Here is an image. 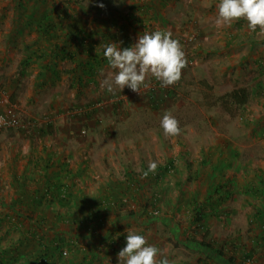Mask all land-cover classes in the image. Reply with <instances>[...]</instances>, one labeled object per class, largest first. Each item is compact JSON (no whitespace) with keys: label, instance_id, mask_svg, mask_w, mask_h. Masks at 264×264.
<instances>
[{"label":"rangeland","instance_id":"obj_1","mask_svg":"<svg viewBox=\"0 0 264 264\" xmlns=\"http://www.w3.org/2000/svg\"><path fill=\"white\" fill-rule=\"evenodd\" d=\"M96 1L0 0V111H14L38 123L29 133H0L3 193L11 189L10 167L14 165L19 174L26 163L24 153L37 145L56 153L58 162L72 168L80 165L81 172L74 179L80 191H95L109 176L124 183V172L134 181L122 207L109 211L104 226L92 236L64 222L53 229L49 225L53 211L46 212L43 226H37L35 217L28 220L25 212L20 213L14 229L2 221L7 210L0 204V249L24 234L23 249L30 258L52 243L60 246H51L48 264H78L81 247L91 246L96 248L99 264H120L117 254L131 231L160 250L157 261L227 264V257L235 253V264H241V252H235L241 245L253 251L251 261L243 264H264V249L253 239L254 235L259 238V230L251 223L264 203V32L250 31L244 19L217 26L220 0H102L104 7L98 11L92 9ZM129 14L144 28L131 25ZM47 22L52 23L55 36L51 45L38 36L39 26ZM70 25L71 30L85 31V48L93 55L111 42L124 49L144 33L171 32L187 65L172 86L161 87L152 79L150 87H141L139 94L127 87L109 93L101 88L102 80L113 71L104 58L92 82L81 86L77 95L71 77L64 73L74 67L70 53L47 65L46 58H31L24 68L19 67L21 58L36 53L38 47L72 52L75 48L67 35ZM242 87L250 92L248 103L227 114L217 98ZM166 113L178 120L179 135L164 134L160 121ZM174 158L176 162L169 165ZM151 162L157 168L166 166L168 172H151L142 178ZM225 180L228 198L214 206L217 216H211L210 207L201 209L208 229L203 238L202 231L190 224L195 213L190 201L196 196V205L204 203ZM132 189L141 192L136 202L130 198L135 194ZM143 197L152 203L146 209L149 217L142 214ZM192 238L204 239L215 253L191 242ZM219 249L222 257L217 256Z\"/></svg>","mask_w":264,"mask_h":264},{"label":"trees","instance_id":"obj_2","mask_svg":"<svg viewBox=\"0 0 264 264\" xmlns=\"http://www.w3.org/2000/svg\"><path fill=\"white\" fill-rule=\"evenodd\" d=\"M101 3L102 0H97L93 3L92 9L96 11L101 10L102 8L98 7ZM128 20L131 25L134 23H137L138 25L141 24V22L134 19L131 14H129ZM52 28L53 26L50 22L44 23L38 28V33L39 31L41 32L38 36L50 45L53 37L55 38V36L52 35ZM142 28H144V26H142ZM67 35L75 48L72 52L66 51L67 49L63 47L59 50L50 48L49 45L48 47L45 46V48L38 47L36 49L37 54L34 51L21 58L19 67L24 68L27 65L28 60L31 58H46L45 64L47 65L51 63L55 57L63 58L70 53L69 57L71 61L74 62V67L64 73L71 77V86L75 89V94L77 95L81 86H84L88 82H92L100 60L105 57L103 52L93 55L91 49L85 48L84 42L87 36L82 29L71 30L70 25L68 27ZM82 54H84L83 58L81 57ZM53 62L56 64V60ZM249 97L250 92L248 89L242 87L235 88L228 93L219 96L217 101L224 112L231 114L233 111L246 105L249 101ZM14 99L15 95L13 93L10 95V100L13 102ZM18 118L21 123H28L27 129L24 130V132L29 133L37 128L38 123H36L33 118L19 117V115ZM4 131L13 130H0V133ZM15 131L23 130L18 129ZM181 154L187 155L185 152ZM23 158L26 159V163L23 165L19 174L15 171L14 165L10 167L11 179L9 180V186L11 189L7 194L3 193L4 182L0 175V204H3L7 210L3 215L2 221H6L8 225L14 229L18 228L17 223L19 220L15 219V217H20V213L25 212V218L28 220H33L35 217L34 220L37 226H43L47 220L46 212L53 211V215L49 222V225L52 226L53 229H57L59 222H64L70 225L75 231L85 230L87 236H92L96 233L98 227L102 228L104 226V217L109 214V211L122 207V203L124 202L123 197L127 196L124 194L130 191L131 183L134 181V178L128 174L126 177L130 185H126L120 181L116 187L109 186L103 188L101 191L98 190L96 195L89 196L88 192L79 190L77 183L73 179L72 171L67 168L68 165L63 161L58 162L53 151L45 149V147L41 145H37L30 147L29 151L24 153ZM14 160H18L16 156L14 157ZM174 162H176L175 158L169 161V165L173 166ZM146 171H148L147 167L144 169V172ZM156 171L166 173L168 172V168L166 166L158 167L155 172ZM151 174V172H148L147 176L150 177ZM225 181L224 184H221L220 182L214 187L213 191L205 197L206 201H203L204 203L196 205V196L190 201L192 210L195 212L191 215L190 224L194 225L198 231H202L203 238L207 236L208 229L202 222V220L206 218L204 217L203 211L201 212V209L210 207L212 209V211H210L211 216H217L214 206L219 205V203H222L228 198L229 192L224 187H226L229 182L228 180ZM261 181L264 189V168L261 170ZM29 185H32V187L30 188ZM120 188H125L124 192H119ZM138 189L142 191L141 185ZM132 190L135 194H130V198L136 202L139 192L136 194L138 190ZM251 191L255 194H260L255 188H252ZM5 198H8L7 202H5ZM143 200L145 209L142 214L149 217L151 213H148L146 209L151 207L152 203L149 198L147 199L146 197H143ZM199 208L200 210H198ZM58 209H64V211L60 212ZM251 223L257 225L259 230L258 235L260 234L259 238L254 237L256 236L254 235L253 239H257L258 244L264 249V203L256 209L251 219ZM23 236L24 234L14 241H11L7 247L0 249V264H48L51 254L49 252L51 246L54 249H60V246L57 245V243H52L50 247L45 248L43 251L41 250L40 253L31 255L30 258L25 255L23 249V245L27 241L26 236ZM191 242L206 248L207 251L215 253L214 250H212V246L208 242H205L204 239L197 240L192 238ZM113 243H108L107 247L113 248ZM80 251L83 252V255L78 264H99L95 247L91 246L89 249L81 247ZM235 252H241V254H239L241 255V257L239 256V262L241 264L251 261L253 255L252 250H246L244 246L238 245ZM234 255L227 257L225 262L227 264H235L236 258L233 257ZM217 256L222 257L223 250L219 249L217 251Z\"/></svg>","mask_w":264,"mask_h":264},{"label":"clouds","instance_id":"obj_3","mask_svg":"<svg viewBox=\"0 0 264 264\" xmlns=\"http://www.w3.org/2000/svg\"><path fill=\"white\" fill-rule=\"evenodd\" d=\"M98 7L103 8L101 3ZM244 19L250 31L257 28L264 32V0H220L217 5V26H230L234 21ZM103 55L113 71L101 82V88L109 93L121 92L125 87L138 93L141 87H150L155 79L161 87L176 84L182 75V69L187 65L185 53L178 40L172 38L171 32L155 31L144 33L137 37L136 43L121 49L116 43L105 46ZM160 126L166 136H176L180 133L179 122L170 114H165ZM156 162L148 165V172H155ZM159 249L147 245L146 239L129 231L126 236V246L117 254L120 264H171L167 258L157 261Z\"/></svg>","mask_w":264,"mask_h":264},{"label":"built area","instance_id":"obj_4","mask_svg":"<svg viewBox=\"0 0 264 264\" xmlns=\"http://www.w3.org/2000/svg\"><path fill=\"white\" fill-rule=\"evenodd\" d=\"M28 123H21L18 115L14 111H0V130H18L23 131L27 129ZM65 254V252H64Z\"/></svg>","mask_w":264,"mask_h":264},{"label":"crops","instance_id":"obj_5","mask_svg":"<svg viewBox=\"0 0 264 264\" xmlns=\"http://www.w3.org/2000/svg\"><path fill=\"white\" fill-rule=\"evenodd\" d=\"M2 112V111H1ZM3 113V112H2ZM56 153H54V155H55ZM63 154V153H62ZM57 155V154H56ZM58 155H60L59 153H58ZM81 158H83L84 159V157H81ZM86 162V161H85ZM65 163V162H64ZM66 164V163H65ZM77 166H78V164H76ZM69 170H71L72 171V176H73V179H75V177L76 176H78L79 175V173L81 172V169H80V165L77 167V168H72V167H70V166H68L67 167ZM80 169V170H79ZM124 174L125 175H128V173H126V172H124ZM144 174V173H143ZM121 180L119 179V178H116V177H113V176H109V178H106L105 177V180L103 181V182H100V183H98V185L96 186V188H95V191H94V189H93V191L92 192H89V196H93V195H95L97 192V190H99V191H101V190H103V188H107V187H109V186H111V187H116V186H118V182H120ZM126 185H130L129 183H128V181L127 180H125V182H124ZM105 220V219H104ZM105 222V221H104Z\"/></svg>","mask_w":264,"mask_h":264}]
</instances>
